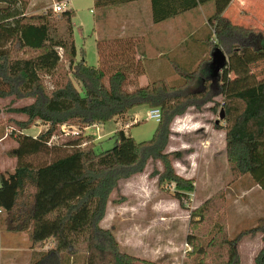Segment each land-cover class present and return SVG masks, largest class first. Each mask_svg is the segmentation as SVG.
I'll list each match as a JSON object with an SVG mask.
<instances>
[{
    "label": "trees",
    "instance_id": "16d2710c",
    "mask_svg": "<svg viewBox=\"0 0 264 264\" xmlns=\"http://www.w3.org/2000/svg\"><path fill=\"white\" fill-rule=\"evenodd\" d=\"M133 1L137 0H94V7ZM147 1L153 23L203 4L198 0ZM0 4H9L0 8V44H9L7 49H0V98L33 99L30 105L14 109L27 117L26 122L18 123L20 131L28 129L35 120L48 125L36 137L22 133L14 136L16 147L10 155L16 160L15 168L12 172H0L4 230L26 234L32 249L51 243L35 264H68L69 260L80 261L79 264H153L123 251L113 233L99 224L118 182L141 174L149 158L161 162L163 171L156 173L158 183H174L173 196L184 208L183 200L192 192V183L172 169L170 158L179 160L180 153L164 150L172 121L190 108L199 111L206 104H213L211 110L223 111L224 125L217 124L215 128L225 133V154L232 180L248 176L264 191V78L229 91L227 65L216 77H211L208 72L211 58L191 71L171 61L180 82L158 79L128 91L126 62V67H117L106 77L104 65H88L83 50L77 59L72 27L74 11L66 9L59 13L57 20L65 28V37H56L51 10L27 16L17 8L18 0H0ZM210 23L212 35L204 41L210 57L214 48H220L229 59L242 57L248 50L264 57V35L260 32L246 31L218 14L211 16ZM96 48L99 61L98 41ZM116 56L112 59L117 64L121 58ZM62 59L66 62L63 83L54 84L48 92L43 78L60 74ZM218 96L222 103L214 101ZM140 107L158 109L160 113L149 141L136 142L120 130L116 133L118 144L96 154L94 137L80 131L115 121ZM62 125L77 126L79 133L61 145H48L56 128ZM55 146L69 148L70 152L44 165H35L30 160L41 153H54L60 148ZM223 196L220 192L191 212L190 218L198 221L192 222L194 232L186 238L191 248L189 257L196 260L195 264H239L237 244L244 237L260 233L262 246L253 264H264V216L233 239L227 237L220 223L212 224L203 234L197 228L195 222L208 220L206 217L211 216V210Z\"/></svg>",
    "mask_w": 264,
    "mask_h": 264
},
{
    "label": "rangeland",
    "instance_id": "374dc122",
    "mask_svg": "<svg viewBox=\"0 0 264 264\" xmlns=\"http://www.w3.org/2000/svg\"><path fill=\"white\" fill-rule=\"evenodd\" d=\"M60 2L64 3L65 10L74 11L72 27L77 59L80 58L79 52L83 50L84 60L88 65L93 67H97L98 63L104 65L106 77L117 67H126V62L129 67L125 68L128 74L125 88L128 91L154 81V78L149 76L146 59L154 58L158 51L163 52V48L165 50L170 43L168 38L164 41V32L161 29L156 30L153 26L157 23L152 22L149 1L137 0L98 9L94 7V0H18L17 8L27 16L51 10V20L53 19L54 24L53 35L57 33L56 37L59 35L65 37V28L57 20L59 14L52 10V6ZM201 2L204 1L200 0ZM225 3L226 7L214 5L212 8L214 13H221L225 8H235L236 2L231 5L225 0ZM8 5L0 4V8H6ZM200 5L197 11L199 16H195L193 12V17L188 18L189 20L174 22L175 36L171 41L173 44L177 43L179 55L182 48L191 45L196 52L198 48H201L203 57L205 56L207 60L210 58V52L207 48H203L206 44L202 45L203 47L199 44L211 29V7L207 8L204 3ZM256 5V25L238 22L234 14H227L226 18L246 31L260 32L264 35V0H257ZM13 8L14 5L8 9L12 11ZM242 13L240 15L244 17ZM203 15H207L208 25L195 26L192 29L191 21L199 17L202 19ZM96 36L98 37L95 40ZM96 41L99 42V61ZM8 47V43L0 44V49ZM115 54L121 58L117 64L112 59ZM242 58L243 56L231 59L227 57L230 74L232 70H237V65ZM199 59L194 58L193 67L198 65ZM174 61L182 65L178 60ZM182 66L188 71L194 69ZM65 67L66 62L62 59L60 74L43 78L46 91H51L54 84L63 83ZM146 77L148 80H145ZM174 77L175 81L180 82L178 76L174 75ZM236 79V77L233 78V80ZM234 87L237 86L229 84L228 90H233ZM214 101L222 103V98L218 96ZM32 102L31 98L17 99L14 96L0 98V140H3L0 150L7 151L6 154L9 157L16 145L14 136L22 133L36 137L48 128V125L39 120L31 122L26 130L20 131L18 128V123L26 122L27 117L16 113L14 109L28 106ZM212 107L213 104H206L199 111L190 108L184 117L174 119L170 125V138L164 153H180L179 160L170 158L172 169L177 176L191 181L193 188L183 200L184 208L179 206L173 196L174 183H158L156 173H161L163 166L159 160L150 158L145 162L141 174L119 181L118 187L111 193L104 218L99 225L113 233L121 249L126 253L153 264H195L196 260L188 255L191 248L186 243V238L188 234L194 232L192 222L198 219L190 218V214L220 192L224 193L223 199H220L216 207L211 210V216L206 217L208 220L195 222L198 223L196 226L202 234L206 233L212 224L220 223L225 227L227 237L233 239L240 231L255 226L257 219L264 216V191L248 176L232 180L225 154V133L221 128H215L217 124L224 125L223 120H218L221 110L219 111L218 108L215 112L211 110ZM147 111L146 107H140L118 118L114 121L117 123L116 132L104 136L101 140H98L94 128L80 131L83 135L94 137L93 150L96 154L116 146L118 144L116 133L120 130L126 131L127 135L136 142L149 141L157 127V122L154 119H146ZM134 121L138 124L134 125ZM114 123L110 121L104 124L105 132L115 129ZM68 129L74 132L79 131L78 127L73 125H70ZM55 136L58 138L55 137L51 145H61L74 139L73 136H64L60 128H56ZM69 152V148L60 147L54 153L50 151L41 153L30 160L35 165H44ZM3 216L4 214L1 213L0 264H14V242L28 237L26 234L22 235L23 233L5 231L2 226ZM261 236L260 233L247 236L237 244L239 264L253 263V256L262 246ZM202 242L205 245L206 242L204 240Z\"/></svg>",
    "mask_w": 264,
    "mask_h": 264
},
{
    "label": "crops",
    "instance_id": "0c3cea01",
    "mask_svg": "<svg viewBox=\"0 0 264 264\" xmlns=\"http://www.w3.org/2000/svg\"><path fill=\"white\" fill-rule=\"evenodd\" d=\"M203 1H204L203 2L204 5L207 6V8H208V6L211 7L210 8V10H211L210 15L211 16L216 14V13H214V11L212 9L214 7V5L215 6L223 5L224 7H226L225 0H203ZM198 2L200 3V0H198ZM234 2H236L234 9L233 8H225L222 10L221 13H219V12L217 13L220 16V18L227 19L226 18L227 14H234L235 15L234 18H236L235 20H237L238 22H244L246 25H249V24L250 25H256V14H257V11H256L257 5L256 4H257V0H235V1L227 0V4L230 3L231 5H233ZM200 7H201V5H199L197 8H195L193 10L182 13L178 16L167 19L163 22L153 24V26L156 28V30L161 29L164 32V34H163L164 41L168 38L169 39L168 42L170 43V46L166 47L165 50L163 48V52L160 53L158 51V53H156L157 55L154 58L146 59V61H147L146 63H148V65L147 64L146 65H147V69L149 72V76L151 78H154V80L165 79L168 82H174L175 81L174 75H176V74L173 71L171 61L176 63L177 65H179L182 68H184L182 65H185V66L192 68L193 67L192 62H193L195 57H196V59L200 58L198 60L199 61L198 64L201 61L205 60V56L203 57V52H202L201 48H198L197 52H196V50L194 49L193 46L187 45L181 49V51H180L181 55H179L178 50H177V46H176L177 43L173 44L171 41L173 36H175L174 22L179 21V20H183V19L189 20L190 18L193 17L194 13H195V16H199V13L197 15V11L200 9ZM253 8H255V9L253 10ZM243 11H245V12H243ZM150 13H151V10H150ZM241 13L244 15V17H242L240 15ZM207 20H208L207 15H203L202 19L200 17H199V19L195 18V20L191 21L193 24V25H191L192 29H194L195 26H200V25L207 26L208 25ZM211 35H212V30L210 29L209 33L207 32V34L204 36V38L200 40L201 43L199 44V46L203 47L202 45L205 44L204 41ZM97 37L98 36L95 37V40ZM203 48L205 49L207 47H203ZM167 54H168V56H167ZM174 60H178L179 62H181L182 65L178 64ZM236 60L238 61L239 59H236ZM197 66H195L193 68L195 69ZM237 67L238 68L236 71L235 70L231 71V74L229 77L230 84L237 86V87H234L233 90L240 89L241 86L244 87L247 85H253L256 82H259L260 80H262L264 78V57L255 55L251 51H248L245 53V55L242 58V61L239 62ZM233 76L236 77L237 79L233 80V78H234ZM148 77H146L145 80L146 79L148 80ZM239 85H240V87H239ZM133 110H131L130 112H132ZM147 110H149V109L147 108ZM184 115H186V114H184ZM184 115L176 117L175 120L177 118L184 117ZM111 122L114 123V121H111ZM97 126H98V132L95 130V134L99 138L98 140H101V139H103L104 136H107L109 134L116 132L117 123H114L115 129H113V130L109 129L107 132H105L104 124L103 125L100 124ZM92 128H94V127L90 126L87 129H92ZM124 134L127 135V132L124 131ZM2 141L3 140H0V145H1ZM15 147H16V145H15ZM4 150H6V149H4ZM6 153H7V151H3V149L0 150V172H12L15 168V165H16L15 158H13V156H11V155H10V157L7 156ZM22 235H25V234H22ZM50 247H51V243L49 242V243L45 244L44 247H42V248L32 249L30 244L28 243V238L22 239V241H21V239H17L14 242V264H35L38 261H40V258L43 256L42 253H45ZM253 258H254V256H253ZM79 262L80 261L72 262L71 260H69L68 264H79Z\"/></svg>",
    "mask_w": 264,
    "mask_h": 264
},
{
    "label": "built area",
    "instance_id": "2783aa9c",
    "mask_svg": "<svg viewBox=\"0 0 264 264\" xmlns=\"http://www.w3.org/2000/svg\"><path fill=\"white\" fill-rule=\"evenodd\" d=\"M52 10L54 13L56 14H59L61 12H63L65 10V6H64V3L63 2H60V3H55L53 6H52ZM146 119L148 120H152L154 119L157 123L159 122V119H160V113H159V110L158 109H150L146 112ZM134 123H136V121H134ZM70 127V125H62L60 126V130L61 132L63 133L64 136H75L79 133V131H69V129L67 128ZM92 127L95 128V130L98 132V126L97 125H92ZM88 127L84 128V130H86ZM56 136H52L48 142V145H51V142L52 140L55 138ZM58 137H56L57 139ZM2 213L1 209H0V214Z\"/></svg>",
    "mask_w": 264,
    "mask_h": 264
},
{
    "label": "water",
    "instance_id": "95a60500",
    "mask_svg": "<svg viewBox=\"0 0 264 264\" xmlns=\"http://www.w3.org/2000/svg\"><path fill=\"white\" fill-rule=\"evenodd\" d=\"M211 60L208 66V72L211 77H216L227 65V57L220 48H214L211 52ZM223 111H220L218 120H223Z\"/></svg>",
    "mask_w": 264,
    "mask_h": 264
}]
</instances>
